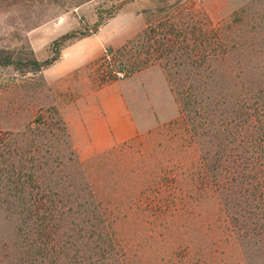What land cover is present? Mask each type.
I'll return each mask as SVG.
<instances>
[{
	"label": "trees",
	"instance_id": "16d2710c",
	"mask_svg": "<svg viewBox=\"0 0 264 264\" xmlns=\"http://www.w3.org/2000/svg\"><path fill=\"white\" fill-rule=\"evenodd\" d=\"M155 11L95 65H158L176 117L86 160L54 106L0 131V264H264V15ZM87 35L42 61L0 49V66L39 71Z\"/></svg>",
	"mask_w": 264,
	"mask_h": 264
},
{
	"label": "rangeland",
	"instance_id": "374dc122",
	"mask_svg": "<svg viewBox=\"0 0 264 264\" xmlns=\"http://www.w3.org/2000/svg\"><path fill=\"white\" fill-rule=\"evenodd\" d=\"M133 1L138 2V0H0V49L22 58L31 51L35 59L42 61L51 56L48 47L55 38L75 29L84 34L97 32L108 17L126 10L127 6L130 7L128 4ZM176 1L177 6L204 14L212 21L225 20L240 9L245 11V15H251L250 18L260 15L259 21H263L261 16L264 15V0H170V2L150 0L147 4L149 8L144 14L145 21L153 22L158 16H163V13H158L155 9L168 6L170 3L173 5ZM134 24L133 19H120L115 24L112 22L101 31V40L115 46L120 35L129 31ZM116 61L117 59L107 67L91 62L83 68L48 81L42 72L44 68L39 71H27L12 66H0V131H21L40 110L54 106L66 126L71 147L80 160H86L91 155L121 142L85 156L81 154V147L77 144L81 142V138L73 129L75 146L67 126V122L72 128L75 125L71 106L99 87L110 84L124 91L125 101L137 126L136 134L132 138L136 136L143 138L157 125L176 117V106L161 67L153 64L142 70L147 68L159 70L168 95L161 91L162 80L157 77L148 80L144 76L147 73L136 77L148 82L144 89L132 88L131 86L138 82L135 79L129 81L128 77L110 80L111 73L108 71L109 68H117ZM5 228L7 230V224Z\"/></svg>",
	"mask_w": 264,
	"mask_h": 264
},
{
	"label": "crops",
	"instance_id": "0c3cea01",
	"mask_svg": "<svg viewBox=\"0 0 264 264\" xmlns=\"http://www.w3.org/2000/svg\"><path fill=\"white\" fill-rule=\"evenodd\" d=\"M148 3H150V0L133 1L128 4L130 7L127 6L128 8L126 7V10H122L108 17L105 23L98 28L97 32L64 45L59 51L58 58L42 70L45 79L47 81L55 79L58 76H64L76 69L83 68L91 62L96 63L105 47L116 48L126 40L132 38L135 34L140 32L146 24L144 14L149 8L147 5ZM136 11L138 12L136 13ZM120 19H133L135 24L129 31L120 35L117 45L110 46L104 43L101 40V31L110 25V23L114 22L115 24V22ZM149 69L151 68L141 70L128 77L129 81H134L135 79L138 82V84H134L131 87L135 89H144V86L148 82H143V80L137 79L136 77L143 73H147L144 76H146L148 80L154 77L162 80L161 91H165L166 95H168L169 92L166 90V85L163 83L164 81L160 71L154 70V72ZM147 88L149 87L147 86ZM169 98H171L170 95ZM125 100L124 91L110 84L99 87L85 98L78 99L75 104L71 106L75 125L72 128L67 122V126L75 146L76 139L73 129H75L77 135L81 138V142L77 143L78 146L81 147V154L85 156L92 152H98L118 142L130 139L136 134L137 126ZM79 147H77L78 150Z\"/></svg>",
	"mask_w": 264,
	"mask_h": 264
},
{
	"label": "built area",
	"instance_id": "2783aa9c",
	"mask_svg": "<svg viewBox=\"0 0 264 264\" xmlns=\"http://www.w3.org/2000/svg\"><path fill=\"white\" fill-rule=\"evenodd\" d=\"M116 75H117L118 77H122L123 73H122V72H118V73H116Z\"/></svg>",
	"mask_w": 264,
	"mask_h": 264
}]
</instances>
